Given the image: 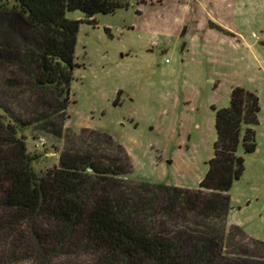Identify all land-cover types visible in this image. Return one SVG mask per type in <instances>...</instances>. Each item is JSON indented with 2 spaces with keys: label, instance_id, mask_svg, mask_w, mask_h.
<instances>
[{
  "label": "rangeland",
  "instance_id": "1",
  "mask_svg": "<svg viewBox=\"0 0 264 264\" xmlns=\"http://www.w3.org/2000/svg\"><path fill=\"white\" fill-rule=\"evenodd\" d=\"M127 2L128 7L113 13L95 14L94 24H79L77 65L63 102L52 88L39 89L28 78L27 71L35 69L34 29L18 21L16 12H0V50L6 53L0 58V112L12 124L27 123L23 140L27 151L38 155L37 172L58 165L62 157L116 160L124 172L117 184L136 218L148 214L145 205L154 193L143 182L198 187L213 155L215 109L226 107L232 84L244 81L260 97L256 149L244 153L238 146L244 170L229 190L226 237L220 219L206 222L224 237L208 264H261L264 0ZM66 17L85 16L76 10ZM241 40L250 45L249 52ZM5 209L0 207V214ZM182 225L199 234L191 223L165 227L177 235ZM34 227L50 228L41 217ZM30 234L26 226L20 238L0 234V264H104L78 241L57 248L47 237L38 251Z\"/></svg>",
  "mask_w": 264,
  "mask_h": 264
},
{
  "label": "trees",
  "instance_id": "2",
  "mask_svg": "<svg viewBox=\"0 0 264 264\" xmlns=\"http://www.w3.org/2000/svg\"><path fill=\"white\" fill-rule=\"evenodd\" d=\"M126 7L127 0H0V12H16L18 21L35 31L31 44L35 69L27 71L28 78L39 89L52 88L62 102L70 93L77 65L74 51L79 24H94L95 14ZM76 10L84 19L66 17L67 12ZM5 55L0 50V58ZM259 111L255 91L232 86L229 104L215 109L213 155L198 187L143 182L154 193L145 205L148 214H136L137 219L134 206L130 212L129 200L117 184L124 172L116 160L62 157L58 165L37 172L38 155L28 152L23 140L27 123L12 124L8 115L0 112V207L7 208L0 214V234L20 238L26 226L38 251L47 237L57 248L78 241L99 254L104 264H208L213 248L221 246L226 237L229 190L244 170L238 146L242 145L244 153L256 149ZM5 213L12 215L5 218ZM40 217L47 220L49 229L34 227ZM217 219L222 222L221 238L206 223ZM168 223H191L199 234L182 225L181 234L170 235L165 227Z\"/></svg>",
  "mask_w": 264,
  "mask_h": 264
},
{
  "label": "crops",
  "instance_id": "3",
  "mask_svg": "<svg viewBox=\"0 0 264 264\" xmlns=\"http://www.w3.org/2000/svg\"><path fill=\"white\" fill-rule=\"evenodd\" d=\"M161 1H162V0H158V2H161ZM163 29H164V28H163ZM239 38H240V37H239ZM241 43H242V44H243V43L246 44V46H247V47H245V48H246V51L249 52V46H250V45L247 44V43H246L245 41H243V40H241ZM248 83H249V81H248ZM249 84H250V83H249ZM235 85L242 86V87H244V88H246V89H248V90H251V88H250L251 86H246L244 81H241V82L239 81V82H237V83H235V84H232V86H235ZM252 85H253V84H252ZM232 86H231V87H232ZM230 89H231V88H230ZM257 96H258V95H257ZM258 98H259V106H260V97H258ZM228 222H229V221H228Z\"/></svg>",
  "mask_w": 264,
  "mask_h": 264
},
{
  "label": "water",
  "instance_id": "4",
  "mask_svg": "<svg viewBox=\"0 0 264 264\" xmlns=\"http://www.w3.org/2000/svg\"><path fill=\"white\" fill-rule=\"evenodd\" d=\"M90 170V169H89Z\"/></svg>",
  "mask_w": 264,
  "mask_h": 264
}]
</instances>
